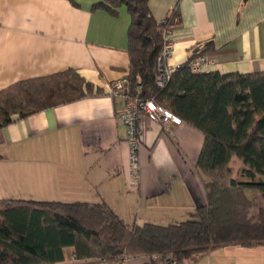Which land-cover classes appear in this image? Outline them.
I'll return each mask as SVG.
<instances>
[{
  "label": "crops",
  "instance_id": "crops-1",
  "mask_svg": "<svg viewBox=\"0 0 264 264\" xmlns=\"http://www.w3.org/2000/svg\"><path fill=\"white\" fill-rule=\"evenodd\" d=\"M101 1L0 0V92L70 69L95 91L14 117L0 128V199L106 203L125 222L139 225L196 219L206 201L196 171L202 132L183 121L164 125L141 116L139 177L130 175L131 150L120 120L124 103L114 84L129 73L131 15L125 5L114 13L95 7ZM148 5L159 23L179 13L168 35L173 46L168 63L175 70L205 52L217 62L206 73L264 72V0H148ZM233 166L237 174L240 162L235 159ZM232 247L241 257L264 256V246ZM67 250L73 257L67 248L62 264H69Z\"/></svg>",
  "mask_w": 264,
  "mask_h": 264
},
{
  "label": "trees",
  "instance_id": "trees-1",
  "mask_svg": "<svg viewBox=\"0 0 264 264\" xmlns=\"http://www.w3.org/2000/svg\"><path fill=\"white\" fill-rule=\"evenodd\" d=\"M121 5L131 15L124 90L134 97H154L203 133L196 171L206 201L196 219L139 225L125 222L106 203L0 199V264H62L67 248L78 260L113 262L126 254L161 259L148 264L164 259L182 264L219 247L264 246V72L193 73L190 57L160 89L156 77L164 32L175 26L179 13L159 23L148 0H103L95 7L114 13ZM94 92L72 69L18 82L0 92V128L14 117L26 118ZM235 159L240 162L237 174Z\"/></svg>",
  "mask_w": 264,
  "mask_h": 264
},
{
  "label": "built area",
  "instance_id": "built-area-1",
  "mask_svg": "<svg viewBox=\"0 0 264 264\" xmlns=\"http://www.w3.org/2000/svg\"><path fill=\"white\" fill-rule=\"evenodd\" d=\"M169 32H164V44L162 51L158 57V75L156 77V85L158 88H165L166 84L171 79L175 69L168 63L172 56V42L168 38ZM217 65L216 60L210 58L208 55L199 53L193 56L192 60L188 62V67L193 73L204 72L208 68H214ZM128 79L124 77L121 81L114 84L117 94L123 98L124 109L120 117L121 123L127 129V143L129 144L132 162L130 175L134 179H138V165H139V152L141 150V133L138 127L139 119L141 116L148 117L151 121L161 122L164 125H180L181 119L172 114L166 108L160 106L154 97H134L124 90ZM143 263L151 262V260L160 261L159 256H129L122 255L115 261H107L104 259H91V260H78L75 256L71 257L68 261L69 264H131V262L138 260H145ZM164 264L173 263V260L164 259Z\"/></svg>",
  "mask_w": 264,
  "mask_h": 264
},
{
  "label": "rangeland",
  "instance_id": "rangeland-1",
  "mask_svg": "<svg viewBox=\"0 0 264 264\" xmlns=\"http://www.w3.org/2000/svg\"><path fill=\"white\" fill-rule=\"evenodd\" d=\"M16 197V196H15ZM186 222L187 220H180ZM182 223V222H180ZM236 247H219L212 251L206 252L203 255H199L193 260L195 264H264V256H239L236 254ZM67 257L70 255L69 251H66ZM70 256L68 257V261ZM140 260L132 261L131 264H139ZM148 261L146 258L142 262ZM150 262H147L148 264ZM144 264V263H142Z\"/></svg>",
  "mask_w": 264,
  "mask_h": 264
},
{
  "label": "water",
  "instance_id": "water-1",
  "mask_svg": "<svg viewBox=\"0 0 264 264\" xmlns=\"http://www.w3.org/2000/svg\"><path fill=\"white\" fill-rule=\"evenodd\" d=\"M194 262L193 261H189V262H187V263H182V264H193Z\"/></svg>",
  "mask_w": 264,
  "mask_h": 264
},
{
  "label": "flooded vegetation",
  "instance_id": "flooded-vegetation-1",
  "mask_svg": "<svg viewBox=\"0 0 264 264\" xmlns=\"http://www.w3.org/2000/svg\"><path fill=\"white\" fill-rule=\"evenodd\" d=\"M157 264H164V263H163V262H162V263L159 262V263H157ZM168 264H178V263L173 262V263H168Z\"/></svg>",
  "mask_w": 264,
  "mask_h": 264
}]
</instances>
